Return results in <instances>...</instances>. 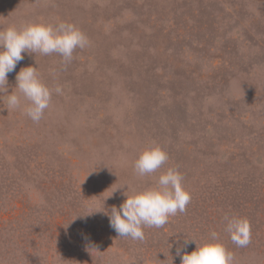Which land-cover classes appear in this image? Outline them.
I'll return each mask as SVG.
<instances>
[{"label": "rangeland", "instance_id": "obj_1", "mask_svg": "<svg viewBox=\"0 0 264 264\" xmlns=\"http://www.w3.org/2000/svg\"><path fill=\"white\" fill-rule=\"evenodd\" d=\"M33 21L75 23L90 46L67 65L25 53L8 75L11 92L37 66L63 93L38 123L0 98V264H181L176 249L212 231L234 264H264V0H0V30ZM153 144L169 160L139 177L134 162ZM169 167L191 201L144 240L86 215ZM225 215L250 221L247 247Z\"/></svg>", "mask_w": 264, "mask_h": 264}, {"label": "clouds", "instance_id": "obj_2", "mask_svg": "<svg viewBox=\"0 0 264 264\" xmlns=\"http://www.w3.org/2000/svg\"><path fill=\"white\" fill-rule=\"evenodd\" d=\"M89 46L87 35L72 22L53 24L33 21L20 26L10 25L0 30V98L4 108L9 112L21 110L34 123H38L50 108L53 93L62 94V87H49L41 78L37 66L29 65L16 74V85L9 92V73L16 70L25 53L45 56L55 53L67 65L73 60V53L77 49ZM168 160L167 151L161 145L153 144L140 152L134 162V170L139 177L149 176L161 170ZM127 188L123 193L126 199L119 207L112 206L107 211L98 209L86 214L103 212L108 216L109 225L117 233V237L142 241L145 239L146 227L162 228L168 223L169 217L186 212L191 201V193L184 185V176L175 167L161 172L155 185L132 194H129ZM224 220V231L229 234L232 243L240 248L247 247L251 243L250 221L230 215H225ZM189 240L196 242V248L192 252L183 251L179 247L176 249L181 264H234V254L220 239L218 232H210L209 238L202 244H198L195 239L185 240V244Z\"/></svg>", "mask_w": 264, "mask_h": 264}]
</instances>
